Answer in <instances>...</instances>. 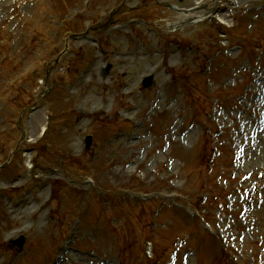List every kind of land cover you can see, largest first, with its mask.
I'll use <instances>...</instances> for the list:
<instances>
[{"label": "rangeland", "instance_id": "obj_1", "mask_svg": "<svg viewBox=\"0 0 264 264\" xmlns=\"http://www.w3.org/2000/svg\"><path fill=\"white\" fill-rule=\"evenodd\" d=\"M197 2L0 0V264H264V0Z\"/></svg>", "mask_w": 264, "mask_h": 264}, {"label": "bare ground", "instance_id": "obj_2", "mask_svg": "<svg viewBox=\"0 0 264 264\" xmlns=\"http://www.w3.org/2000/svg\"><path fill=\"white\" fill-rule=\"evenodd\" d=\"M198 2H197V4H198V6L199 7H201L200 6V0H197ZM226 1H228V0H226ZM195 9V8H194ZM200 9H198V10H192V9H190V10H188V11H186V13H182L183 15V17H182V19L183 20H186V19H193V18H196V20L195 21H198V19H200V18H202L203 17V15H206L208 12H209V10L208 11H206V10H203L202 11V13L200 14V11H199ZM44 127L42 128V131H44Z\"/></svg>", "mask_w": 264, "mask_h": 264}, {"label": "water", "instance_id": "obj_3", "mask_svg": "<svg viewBox=\"0 0 264 264\" xmlns=\"http://www.w3.org/2000/svg\"><path fill=\"white\" fill-rule=\"evenodd\" d=\"M109 68V67H108ZM107 68V69H108ZM106 69V70H107ZM152 79H153V77L152 76H148V77H146L144 80H143V86H145V87H147V86H149V85H151V83H152ZM90 142H91V137H87L86 138V147H89V145H90ZM14 243H16L17 244V247L18 248H21L22 247V244H23V239H19V240H16V241H13Z\"/></svg>", "mask_w": 264, "mask_h": 264}]
</instances>
